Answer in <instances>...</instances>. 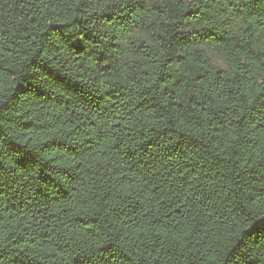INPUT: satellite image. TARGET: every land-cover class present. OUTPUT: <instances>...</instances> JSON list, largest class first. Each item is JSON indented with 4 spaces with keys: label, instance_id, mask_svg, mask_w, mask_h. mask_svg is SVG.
Returning a JSON list of instances; mask_svg holds the SVG:
<instances>
[{
    "label": "trees",
    "instance_id": "1",
    "mask_svg": "<svg viewBox=\"0 0 264 264\" xmlns=\"http://www.w3.org/2000/svg\"><path fill=\"white\" fill-rule=\"evenodd\" d=\"M0 264H264V0H0Z\"/></svg>",
    "mask_w": 264,
    "mask_h": 264
},
{
    "label": "rangeland",
    "instance_id": "2",
    "mask_svg": "<svg viewBox=\"0 0 264 264\" xmlns=\"http://www.w3.org/2000/svg\"><path fill=\"white\" fill-rule=\"evenodd\" d=\"M213 59H214V62L217 63L218 65L222 67H226L225 62L221 58L214 56Z\"/></svg>",
    "mask_w": 264,
    "mask_h": 264
}]
</instances>
